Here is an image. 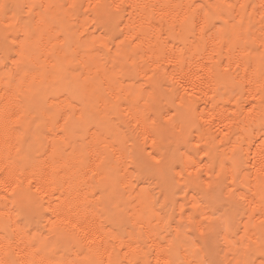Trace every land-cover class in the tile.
<instances>
[{"label":"bare ground","instance_id":"bare-ground-1","mask_svg":"<svg viewBox=\"0 0 264 264\" xmlns=\"http://www.w3.org/2000/svg\"><path fill=\"white\" fill-rule=\"evenodd\" d=\"M2 2L18 6L16 12L31 25V30L21 25L19 32L13 34L21 37L19 46L28 69L26 76L24 72L15 76L5 70L4 44L0 39V169L8 165L11 173L18 176L22 166L27 165L26 175L42 174L46 177V185L52 184L45 188L48 195H44V191L39 194L43 209L30 198L26 181L15 197L4 199L0 190V234L5 231L18 235L29 232L36 237L41 255L36 256L35 249L21 245V259L51 258L79 264H88L92 259L107 261V253L89 252L83 233L72 229L71 223H61L57 230L49 232L51 225L46 210L49 205L57 207V197L66 203L67 197L84 201L86 196L90 208L85 209L82 204L80 216L87 212L88 219L97 228L101 224H111L112 228L104 231L117 236L116 244L120 238L127 242L129 238L135 240L142 235V244L146 240L159 251L161 242L176 234V225L182 222L180 207L185 200L182 193L173 195L172 177L176 173L169 171L170 161L174 156L179 159L177 149L179 153L184 152L183 141L190 135L194 134L196 141L201 139V134L190 127L186 108L178 98L183 96V90L176 93L167 85L173 78L195 82L200 111H206L205 103L213 99L228 105L232 95V75L238 71L241 77L247 75L255 80L261 71L264 0H231L237 7L225 15L226 19L234 18L238 25L242 22V28L237 31L248 43L243 40L238 43L240 48L252 49L249 56H243L234 46H229L227 40L222 46L211 39L194 38L179 27L171 29V17L177 13H190V4H216L225 0H123L125 5L132 7L123 13L122 27L129 39L140 36L139 43L133 47L127 43L121 45L124 37L112 40L105 47L104 43L110 37L93 24L91 16L67 8L71 0ZM76 2L84 3L87 8V0ZM241 3L248 7L241 9ZM25 5L36 7L29 14ZM163 13L167 15L162 22L160 16ZM153 16L154 26L146 22ZM232 22L230 19L229 29ZM117 48L120 49L119 56ZM130 55L132 59L128 58ZM230 59L241 61L239 69L232 64L231 75L219 79H209L206 75L203 83L196 79L204 64L215 60L227 65ZM8 63L12 65L11 55ZM157 63L161 65L154 84L157 108L163 107L168 116L162 121L157 120L156 144L149 140L145 145L143 114L131 105L133 93L145 86L141 83L145 80L143 68L155 69ZM164 72L168 73L167 80ZM220 110L224 111V108ZM22 112L26 117L18 124L16 116ZM138 114L141 116L139 127L135 119ZM155 115L159 118L160 113ZM233 130L246 135L235 126ZM213 134L205 130L203 138L211 141ZM258 139L259 132L248 141L249 145L253 140L257 141L255 147H251L253 155L260 147ZM245 152H249L248 146ZM153 153L161 160L160 165L152 158ZM173 201L179 203L173 204ZM173 215L175 222L170 221L171 231L165 232L163 220ZM73 218L68 213L62 217L69 221ZM23 239L25 244L31 242L28 235H23ZM196 239H200L201 244L208 243L198 233L185 236L181 230L173 259L192 264L193 260L204 258L206 253L200 245L193 247L192 242ZM222 241L220 238V242L213 243L222 248ZM108 247L110 251L111 245ZM227 252L225 248L218 258L224 259ZM115 258L113 254L112 259Z\"/></svg>","mask_w":264,"mask_h":264},{"label":"snow or ice","instance_id":"snow-or-ice-1","mask_svg":"<svg viewBox=\"0 0 264 264\" xmlns=\"http://www.w3.org/2000/svg\"><path fill=\"white\" fill-rule=\"evenodd\" d=\"M16 5H8L0 0V39L4 44V68L10 70L15 76L21 72L27 75V66L23 59V51L19 46L21 37L13 35L18 33L21 25L26 30H31V25L25 23L21 16L16 12ZM31 14L36 5H25ZM73 10H81L84 15L91 16L93 24L97 25L106 37H110L104 43L106 47L112 40H121V45L125 43L129 47L137 45L140 36L136 35L129 39L124 27L123 13L131 5H125L123 0H87V8L84 3H77L71 0L66 5ZM143 7L148 8V5ZM171 7V6H166ZM192 11L187 14H179L171 17V29L179 27L186 31L192 37L201 40L211 39L217 44L223 46V41H229V46H234L243 56H249L252 49L240 48L239 41L244 39L238 28L241 24H236L234 18H225V15L235 9L237 5L231 3V0H225L224 3L203 4L193 3L188 6ZM241 9L248 7L241 3ZM167 13L160 16L163 22ZM232 19L231 29H229V20ZM155 16L149 18L146 22L154 26ZM264 20V17H262ZM261 48H264V27L261 29ZM34 35V33H33ZM11 38V39H10ZM111 51V50H110ZM15 53V55H12ZM117 56L120 55V49L116 50ZM11 55L12 65L8 60ZM132 59L130 55L128 57ZM171 63V61H169ZM236 68L241 67V61L229 60L227 65L213 60L209 64H204L196 76V79L204 82L207 75L209 79L222 78L232 74V64ZM261 71L257 79H251L247 75L240 76L237 71L232 75V95L229 98L228 105L217 103L215 99L207 101L204 105L206 111H200L197 106L200 96L197 95V86L195 82L171 79L167 85L173 92L179 93L183 90V96L178 98L183 102L186 113L190 118V127L201 134V139L196 141L195 135L183 141L185 148L183 153L179 154V159L175 156L170 161L169 171L175 170L172 177L173 195L182 193L185 197L180 207L181 223L176 225L177 232L168 241L160 244L159 251L153 249L152 245L146 240L141 243L142 235L135 240L130 238H120L119 244H116V235L104 231L105 228H112V225L101 224L99 228L88 219L87 212L81 217L79 209L83 204L84 208H90L84 201H74L70 197L66 198V203L57 197V207L49 205L46 210L49 213V232L57 230L61 223H71L72 229L83 233V240L88 246L89 252L96 251L107 253L109 259H92L88 264H183L181 261L173 259L172 253L176 240L181 234L185 236L190 233H198L199 237L208 242L201 244L200 239L194 240L193 247L200 245L206 255L202 259L193 260L192 264H264V51L260 54ZM250 66V65H249ZM161 65L157 63L155 69L143 68L145 80L141 83L145 86L133 93L134 102L131 105L143 114V123L145 125L143 143L147 145L149 140L153 145L156 144L157 120H163L168 116V112L163 107L157 108L156 87ZM222 69V71H221ZM172 76H175V70H172ZM164 78H169L168 73L164 72ZM164 85H161L163 87ZM214 93V97H215ZM211 104V108L208 105ZM143 105V108H141ZM224 108V111L220 109ZM231 108V111H228ZM152 112V115L148 113ZM160 113L159 118L155 115ZM26 117V113H20L16 116V122L19 124ZM137 127L141 124V116L136 117ZM171 119V117H169ZM151 121V126L148 122ZM67 123V122H66ZM219 125V127H217ZM233 126L240 128L246 135H239L234 132ZM214 133L211 141L204 139V132ZM259 132L258 148L255 155L251 153V147H255L257 141L253 140L251 145L249 140ZM235 136V139H233ZM195 141V143H194ZM190 146V147H188ZM249 147V152H245V147ZM143 151V149H142ZM185 154L187 158L185 159ZM157 165L161 160L156 155L151 154ZM27 165H23L20 174L13 175L8 165L0 169V190L4 193V199L15 197L22 185L27 182L29 196L35 203L43 209L39 202V194L44 191V195L49 193L45 190L46 186L51 187L52 182L45 183L44 175H37L33 172L30 176L26 175ZM95 175V173H93ZM179 177L177 180L176 177ZM59 190V189H57ZM34 194V195H33ZM63 195V193H61ZM190 196V198H189ZM179 203L173 201V204ZM187 208V211H185ZM65 213L71 214L74 218L69 221L62 219ZM175 217L170 216L163 220L164 231L170 232ZM243 221V223H241ZM118 231V229H112ZM23 235H28L31 242L25 244ZM223 238L224 247L218 248L213 243L220 242ZM36 237L32 233L25 232L9 234L5 231L0 234V264H79L77 261H54L47 259H21V245L35 249L34 255H41L42 249L37 247ZM109 245L111 250L109 251ZM227 248L228 252L224 259H220L219 253ZM230 253V257L228 256ZM115 254V259H112ZM199 255V253H197Z\"/></svg>","mask_w":264,"mask_h":264}]
</instances>
